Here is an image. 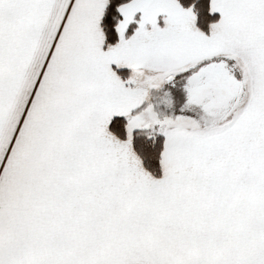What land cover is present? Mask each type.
<instances>
[{
  "label": "snow or ice",
  "instance_id": "obj_1",
  "mask_svg": "<svg viewBox=\"0 0 264 264\" xmlns=\"http://www.w3.org/2000/svg\"><path fill=\"white\" fill-rule=\"evenodd\" d=\"M113 4L0 0V264H264V0Z\"/></svg>",
  "mask_w": 264,
  "mask_h": 264
},
{
  "label": "trees",
  "instance_id": "obj_2",
  "mask_svg": "<svg viewBox=\"0 0 264 264\" xmlns=\"http://www.w3.org/2000/svg\"><path fill=\"white\" fill-rule=\"evenodd\" d=\"M125 2H127V0H114V4L112 7H110V9L107 13L106 19L104 21V24L106 25L107 30L109 32L110 42H112V43L116 42V40L118 39V37L116 36L115 31H114L115 20L113 17L118 15L115 12V6L118 3H125ZM198 2H199V0H194V3H198ZM208 8H209V0H201V9L202 10H201V18H200L199 26L204 28L205 30L207 29L208 23L219 19L217 15L215 17L209 15ZM134 27L135 26H133V28ZM131 32H132V29L129 30V34H131ZM178 92H179V86H177V90L175 92L172 91L173 108L175 109V111H178L182 105V100L180 99ZM141 138L144 140L145 143H147V137L146 136H142Z\"/></svg>",
  "mask_w": 264,
  "mask_h": 264
},
{
  "label": "rangeland",
  "instance_id": "obj_3",
  "mask_svg": "<svg viewBox=\"0 0 264 264\" xmlns=\"http://www.w3.org/2000/svg\"><path fill=\"white\" fill-rule=\"evenodd\" d=\"M169 88H167V86H163L159 91H155L152 93L153 96V105L156 106V102L159 96H161V102H160V106L158 109V111L160 112V115L162 116H166V117H170L171 115H173L176 111L175 109H173L168 102L166 101V97L164 94L168 93ZM171 92V89H170Z\"/></svg>",
  "mask_w": 264,
  "mask_h": 264
},
{
  "label": "crops",
  "instance_id": "obj_4",
  "mask_svg": "<svg viewBox=\"0 0 264 264\" xmlns=\"http://www.w3.org/2000/svg\"><path fill=\"white\" fill-rule=\"evenodd\" d=\"M217 16H218V14H217ZM218 18H219V16H218ZM179 86V85H178ZM167 88H169V87H167ZM170 89L171 88H169V90H168V93H166V94H164L165 96H167L166 97V101L168 102V104L173 108V101H172V98H173V96H172V89H171V92H170ZM154 100H153V96H152V94H151V103L153 102ZM160 102H161V96H159L158 97V99H157V102H156V106L155 105H153V103H152V105L155 107V108H159V107H162V106H160ZM163 108V107H162ZM174 109V108H173ZM166 117V116H165ZM149 135H154L153 133H145L144 134V136H149Z\"/></svg>",
  "mask_w": 264,
  "mask_h": 264
}]
</instances>
